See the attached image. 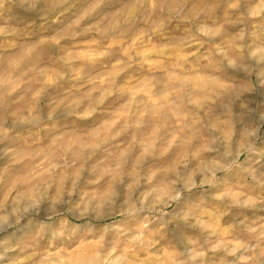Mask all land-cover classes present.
<instances>
[{"label": "clouds", "instance_id": "clouds-1", "mask_svg": "<svg viewBox=\"0 0 264 264\" xmlns=\"http://www.w3.org/2000/svg\"><path fill=\"white\" fill-rule=\"evenodd\" d=\"M0 264H264V0H0Z\"/></svg>", "mask_w": 264, "mask_h": 264}, {"label": "rangeland", "instance_id": "rangeland-1", "mask_svg": "<svg viewBox=\"0 0 264 264\" xmlns=\"http://www.w3.org/2000/svg\"><path fill=\"white\" fill-rule=\"evenodd\" d=\"M146 37H143L139 34L133 35L129 37L122 45L120 43H116L112 45L113 47H118L121 49V52H127L129 55H133L135 58L136 54H142L145 58H151L155 56V52L151 50L150 46H147L146 44ZM73 43L77 47L78 51L85 54H90L91 49L95 47L93 44L92 37L88 34H86L83 37H77ZM156 41L153 39V44H155ZM139 45V47H138ZM99 60L103 61L104 57H99ZM147 67V65H145ZM111 68L110 63H100L99 66L96 68V73H99V76L96 79V82L103 86L104 81V73ZM96 73H93L95 76ZM98 94V93H97ZM123 102H121L122 105ZM121 105H117L113 109H111V115L114 119H119L125 115V112L122 110Z\"/></svg>", "mask_w": 264, "mask_h": 264}]
</instances>
